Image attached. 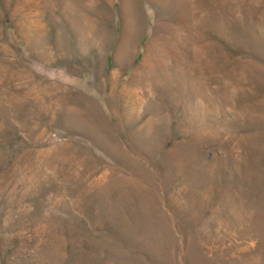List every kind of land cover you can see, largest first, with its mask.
<instances>
[{"label":"rangeland","instance_id":"374dc122","mask_svg":"<svg viewBox=\"0 0 264 264\" xmlns=\"http://www.w3.org/2000/svg\"><path fill=\"white\" fill-rule=\"evenodd\" d=\"M122 1L0 0V264H264V0Z\"/></svg>","mask_w":264,"mask_h":264},{"label":"bare ground","instance_id":"6f19581e","mask_svg":"<svg viewBox=\"0 0 264 264\" xmlns=\"http://www.w3.org/2000/svg\"><path fill=\"white\" fill-rule=\"evenodd\" d=\"M31 1V0H30ZM34 1V0H33ZM40 1V0H39ZM87 1V0H86ZM40 3V2H39ZM54 4V3H53ZM34 5V4H33ZM131 5H132V3L130 2V0H123L122 1V8H123V11H124V13L126 14V18H127V21H129L130 20V25H129V28L131 29V31H133L134 30V27H135V22H134V20H135V11L133 10V6L131 7ZM32 6V5H31ZM20 10V9H19ZM122 11V10H121ZM121 13V12H120ZM87 17V16H86ZM124 18V17H123ZM87 21V20H86ZM132 34H129V35H133V32H131ZM98 37H100V35L98 36ZM101 38V37H100ZM36 41V40H35ZM127 41H128V39H127ZM128 44V43H127ZM121 52V51H120ZM154 57H155V61L156 60H158V62H157V66H158V68H160L159 67V65H160V62H161V60H160V53L162 52L161 51V49H159V50H154ZM122 53V52H121ZM120 54V53H119ZM153 60V61H154ZM149 65V64H148ZM162 65V64H161ZM152 67V66H151ZM153 69V68H152ZM138 83V82H137ZM137 83H136V85H137ZM135 84V83H134ZM140 84V83H139ZM147 85V84H146ZM147 88V87H146ZM176 90V89H175ZM145 91V90H144ZM146 93V92H145ZM184 93V92H183ZM129 95V94H128ZM193 97V96H192ZM134 100V99H133ZM165 100V99H164ZM155 106H156V104H155ZM71 107V106H70ZM192 107V106H191ZM72 111V110H71ZM170 112V111H169ZM92 121V120H91Z\"/></svg>","mask_w":264,"mask_h":264}]
</instances>
